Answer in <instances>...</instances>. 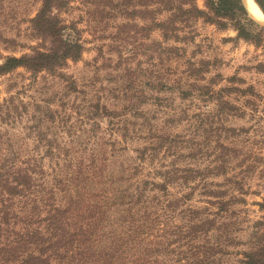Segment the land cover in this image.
Here are the masks:
<instances>
[{
	"label": "rangeland",
	"instance_id": "1",
	"mask_svg": "<svg viewBox=\"0 0 264 264\" xmlns=\"http://www.w3.org/2000/svg\"><path fill=\"white\" fill-rule=\"evenodd\" d=\"M196 1L204 8V0L203 7L202 0ZM142 3L69 0L62 19L79 33L81 59L70 62L59 76L24 68L0 75V164L13 153L16 159H8L7 164L17 166L33 155H43L49 140L57 136L56 145L80 151L78 159L86 154L83 148L100 147V138L115 142L117 159L110 157L113 148L107 146L109 164H116L114 168L143 165L136 177L141 180H163L159 173L173 167L181 169L180 175L185 168L206 173L223 167L225 172L200 176L189 186L180 181L169 186L173 198L191 194L190 200L181 202L179 210L184 213L178 218H189L191 207L202 212L200 219H216L211 232H201L176 249L183 245L188 253L182 264H243L264 216L260 207L264 202V44L248 42L254 45L249 47L243 43L246 40L228 34L230 26L220 29L203 20L165 37L154 24L157 17L147 18ZM40 7L41 0H0V64L40 46L32 32V19ZM158 18L166 20L168 15ZM161 45L173 49L176 74L163 76L168 70L160 60ZM161 57L165 61L169 55ZM191 67L198 75L188 76ZM162 80L168 86L160 92ZM179 81L192 85L184 87L186 96L175 88ZM73 82L75 91L70 86ZM99 99L130 124L129 135H123L122 124L116 120L93 117L92 106ZM144 117L170 141L150 140V125H144ZM95 122L101 127L90 133L85 146L69 137L73 128L82 130L80 140L84 139V131L95 128ZM51 160L46 157L47 167L55 163ZM217 196L231 203L220 209ZM129 247L127 259L120 264L147 259L145 244ZM178 252L155 258H184Z\"/></svg>",
	"mask_w": 264,
	"mask_h": 264
},
{
	"label": "trees",
	"instance_id": "2",
	"mask_svg": "<svg viewBox=\"0 0 264 264\" xmlns=\"http://www.w3.org/2000/svg\"><path fill=\"white\" fill-rule=\"evenodd\" d=\"M255 2L258 4L257 0ZM142 4L147 18L157 17L153 18L154 24L165 37L177 35L181 26H190L195 21L203 20L227 29L240 18L236 0H204V8H200L196 0H143ZM68 5L69 0H41V7L32 19V32L40 46L31 54L7 57L0 64V75L24 68L34 74L47 72L59 76L70 62L81 59L83 45L79 33L62 19ZM261 9L264 13V8ZM164 13L168 18L161 21L158 16ZM236 26L239 27V39L257 46L264 44V32L252 31L251 25L247 24ZM160 49V60L168 70L163 76L176 74L172 67L174 58L170 55L173 49L163 45ZM162 54L169 57L164 61ZM193 75L198 74L191 67L188 76ZM158 85L160 92L168 86L163 80ZM187 85L192 87L190 83ZM187 85L179 81L175 88L186 96L184 87ZM70 86L75 91L76 83ZM124 92L128 94V89ZM92 109L93 117L116 120L119 126L122 124L123 135L130 134V124L123 122L122 115L104 105L101 99ZM144 118V125H150V140L159 144L170 141V137L158 134L159 128ZM100 127L95 122V128L84 131L87 135L81 140L79 132L82 130L71 128L69 137L85 146L90 133ZM56 137L49 140L43 155H33L17 166L15 162L7 164L8 159H16L17 153H13L0 164V264H120L121 260L127 259L130 244L132 247L146 245L147 259L134 264H182L188 253L183 250V245L178 250L176 245H186L199 233L211 232L216 226V219H200L202 212L191 207L187 211L189 218H178L184 213L179 210L184 205L181 202L190 200L191 194L181 199L173 198L169 186L179 181L189 186L191 180L200 176L225 172L223 167L209 168L206 173L185 168L181 175V169L173 167L159 173L163 180L158 181V177L141 180L136 177L142 172L143 165L120 164L114 168L116 164H109L107 146L110 144L113 148L110 157L117 159L115 142L100 138V147L91 151L83 148L82 152L86 154L78 159L76 156L80 151L56 145ZM155 148L152 150L156 151ZM46 157L55 163L47 167ZM217 198L220 209L231 203V200H220L221 196ZM260 207L264 211V202ZM183 220H186L185 225ZM258 227L253 246L244 253L243 264H264V216L258 221ZM195 249L191 248V252ZM177 251L184 258L176 256L170 261L155 258L167 257Z\"/></svg>",
	"mask_w": 264,
	"mask_h": 264
},
{
	"label": "clouds",
	"instance_id": "3",
	"mask_svg": "<svg viewBox=\"0 0 264 264\" xmlns=\"http://www.w3.org/2000/svg\"><path fill=\"white\" fill-rule=\"evenodd\" d=\"M237 9L240 14V18L235 20L228 29V34L233 36L239 35V27L236 25H251L256 31L264 32V16L256 17L253 16L247 6V0H236ZM259 6L264 8V0H257ZM201 7H203V0L201 3ZM249 47H254V45L249 44L248 42H243Z\"/></svg>",
	"mask_w": 264,
	"mask_h": 264
},
{
	"label": "bare ground",
	"instance_id": "4",
	"mask_svg": "<svg viewBox=\"0 0 264 264\" xmlns=\"http://www.w3.org/2000/svg\"><path fill=\"white\" fill-rule=\"evenodd\" d=\"M247 6L253 16L256 17L264 16L262 9L255 2V0H247Z\"/></svg>",
	"mask_w": 264,
	"mask_h": 264
}]
</instances>
